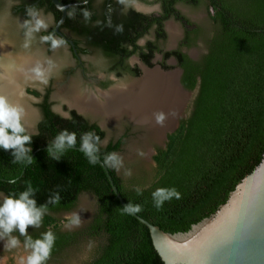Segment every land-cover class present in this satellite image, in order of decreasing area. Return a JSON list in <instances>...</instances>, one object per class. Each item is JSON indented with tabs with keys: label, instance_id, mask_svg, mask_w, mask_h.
<instances>
[{
	"label": "trees",
	"instance_id": "trees-1",
	"mask_svg": "<svg viewBox=\"0 0 264 264\" xmlns=\"http://www.w3.org/2000/svg\"><path fill=\"white\" fill-rule=\"evenodd\" d=\"M160 1L163 12L159 16L130 10L111 23L101 18L102 22L91 28L83 20L72 30L103 56L111 58L109 68L134 75L139 74V69L126 66V57L137 53L150 67L153 53L161 51L155 42L148 41L144 46L135 43L151 25H156L157 38L164 37L163 20L171 16L188 25L183 44L190 46L197 37L204 39L206 52L198 60L179 49L164 52V58L176 57L182 69L181 85L196 92L188 114L167 134L165 145L155 149L152 181L143 186H127L115 169L107 167L126 204L140 205L139 216L165 232L175 233L187 231L204 217L264 140V0H205L214 24L211 36H206L173 6L176 1L197 5L203 0ZM75 8L73 5L68 10ZM48 10L57 21L60 11L52 3ZM42 34L52 35V28ZM160 66L171 68L163 62ZM47 96L38 103L41 116L36 131L31 133L32 163L13 164L11 151L0 149V193H19L30 181L37 189L38 206L54 192L60 193V203L48 205L42 226L28 228L33 239L49 229L54 232L55 246L46 264L83 237L102 240L92 258L81 264H164L154 249L148 228L134 216L122 213L123 206L102 166L90 164L79 151L81 133L93 130L103 141L104 130L75 110H69L71 119L63 118L51 110ZM65 128L77 133V146L68 149L60 160L52 159L48 155L49 142ZM124 142L122 137L109 139L101 147V161L107 153H118ZM11 179H16V183H9ZM137 187L142 194H137ZM158 188H175L181 198L165 200L157 209L152 193ZM84 192L95 198L94 214L80 229L62 230L52 213L72 209ZM19 239L23 243L24 237Z\"/></svg>",
	"mask_w": 264,
	"mask_h": 264
},
{
	"label": "water",
	"instance_id": "water-1",
	"mask_svg": "<svg viewBox=\"0 0 264 264\" xmlns=\"http://www.w3.org/2000/svg\"><path fill=\"white\" fill-rule=\"evenodd\" d=\"M51 1L61 12L60 18L55 23V31H58V26L64 21L68 6L87 2V0L71 3H62L59 0ZM0 42L6 44L12 53L15 52L10 39L4 36L3 31H0ZM22 54L30 55V53ZM141 67L142 71L138 77H129L125 81L116 82L101 93L119 85L138 81L145 70L157 68L163 73L171 72H165L158 66L149 67L141 64ZM173 72H175L179 89L184 92V88L179 81L180 70H174ZM26 81L29 82L30 79ZM22 83H19L18 89L25 101V94L22 95ZM67 108L74 109L77 113L88 116L91 120L98 119L101 127L105 128L108 125V123H103L104 120L101 115L97 116L90 112L80 111L68 103ZM181 111L182 108L178 111L174 124L170 128L162 130L160 138L158 137L157 140H162L161 138L166 140L167 134L177 128ZM63 115L67 116V112L64 111ZM124 119L131 120L135 126H138L137 122L126 114L120 116L112 123H117ZM22 123L27 128L23 117ZM27 130L32 132L30 129ZM147 155L144 157H147ZM99 164L104 169L111 189L121 205H127L117 191L107 167L104 166L101 160ZM132 216L148 228L154 249L164 264H264V140L255 155L211 206L204 217L192 224L187 231L165 232L137 213Z\"/></svg>",
	"mask_w": 264,
	"mask_h": 264
},
{
	"label": "rangeland",
	"instance_id": "rangeland-1",
	"mask_svg": "<svg viewBox=\"0 0 264 264\" xmlns=\"http://www.w3.org/2000/svg\"><path fill=\"white\" fill-rule=\"evenodd\" d=\"M1 1V0H0ZM12 0H5L0 2V31H3V34L6 38H9L12 44V48L14 51H20L25 53L38 52L37 56H43L44 62L47 64L49 68L51 66V72L45 75L47 79V83H44L42 80L43 86L48 87L51 91L50 98L51 104L54 109L59 114L63 115V111L66 110L64 104H67L66 100L62 97V95L56 94L58 89L62 87V84H58L61 82L65 76V70L68 69L69 66L74 65V60L72 59L70 52L66 45L60 44V46L53 48L51 43L45 42L42 37L39 36V32H32L31 35H28V28L24 29V22L20 17L15 16L11 11V7L13 6ZM178 8L188 16L192 17L194 21L198 22L199 27L206 35H210L212 33V25L206 15L204 4L199 5L197 7H191L184 3H178ZM39 16V15H38ZM40 18V17H39ZM49 20V25L53 24L50 17H47ZM196 19V20H195ZM166 24L167 31H171L174 36H178L181 33L180 23L173 20L172 18L168 19ZM170 33V32H169ZM152 35V31L146 33V35L140 39V42L144 41L147 38H150ZM57 39V38H56ZM198 45H193L192 50H201L202 45L204 46V41L202 42V37H199ZM58 40V39H57ZM204 40V39H203ZM171 40L168 41V44ZM166 43V42H165ZM27 45V46H26ZM18 52V53H20ZM27 55V54H26ZM94 56V55H93ZM96 58V57H95ZM85 60L86 67L88 68V72L91 70L101 71L96 65L89 66L92 57L85 56L82 58ZM95 63V61H93ZM154 67L158 66L157 58L153 59L152 62ZM159 67V66H158ZM94 68V69H93ZM172 73L175 68L169 69ZM77 72V71H76ZM75 72V73H76ZM73 74L71 78L76 77L79 81L84 84H88L87 80H82V77L79 76V72ZM77 75V76H76ZM127 77V76H126ZM118 78L114 82H121L127 80L129 77ZM114 78V77H113ZM68 79V80H69ZM67 80V81H68ZM25 83H29L25 81ZM24 83V84H25ZM23 84V83H22ZM81 84V83H80ZM82 85V84H81ZM32 86V85H31ZM27 87V86H26ZM25 86H23L22 94L27 93L25 91ZM59 92V91H58ZM196 90L187 91L184 90L183 93L186 94V100L182 107V111L180 113V118H184L188 111L190 110V104L194 97ZM32 99L24 101V107L28 109L29 118L28 120L25 117V122L27 125V129L32 130L34 132V125L36 123V109L31 103ZM63 106V107H62ZM96 112V111H95ZM90 113H93L90 112ZM95 114V113H93ZM97 116L99 114H96ZM103 120L105 116L100 114ZM64 116V115H63ZM97 116H95L97 118ZM101 121V118H100ZM105 121V120H104ZM136 122V121H135ZM114 123L106 126V137H109L111 133L118 131L116 125L113 126ZM121 124V123H120ZM138 126H133L131 131L128 132L127 138L124 139V145H122L120 151L118 152L124 160V167L120 169V171H116L117 175L121 178L122 182L127 186H143L152 181V176L154 175V162L152 159L153 154L155 153L156 147H163L165 145L166 140L161 138L162 140L155 139L153 133H148L146 127L142 124L140 125L137 122ZM130 128V127H129ZM134 136H145L143 139H137ZM158 138V137H157ZM105 140V139H104ZM103 140V141H104ZM109 139H107L108 141ZM138 150H142L147 157H141L138 155ZM150 152V153H149ZM127 169H131V175H125V171ZM143 171L146 174H139ZM146 178L144 179V177ZM96 209V201L95 198L90 193H81L78 197V200L75 206L68 211H59L56 213H52L53 216H56L59 219L60 228L62 230L74 231L83 227L92 217L94 211ZM72 213H78L81 217V224L79 227H73L71 229L65 227L67 221V217ZM102 239L100 237H83L70 247L66 248L62 252H60L55 258L52 259L50 264H81L82 262L92 258V256L96 253L97 245L100 243ZM5 242L0 240V264H20L21 258H26L29 254L27 250H25L23 243H20L18 248L5 250Z\"/></svg>",
	"mask_w": 264,
	"mask_h": 264
},
{
	"label": "clouds",
	"instance_id": "clouds-1",
	"mask_svg": "<svg viewBox=\"0 0 264 264\" xmlns=\"http://www.w3.org/2000/svg\"><path fill=\"white\" fill-rule=\"evenodd\" d=\"M27 14L31 20L24 21V27L28 28V35L32 32H39L41 29H47V24L40 19L32 9L27 10ZM31 25V26H30ZM122 30V29H121ZM45 41H51L53 48L60 46L63 41L57 40L53 35L42 37ZM27 46V45H26ZM36 78H45L46 72H51V66L45 70L37 65L32 69ZM23 108L19 104L12 103L7 96L0 94V149L11 151L13 164H31L32 153V134L28 132L26 126L22 123ZM169 116L175 117L176 113H165L158 111L153 113L156 124L164 126ZM63 118L71 119L70 116ZM107 139L101 140V137L93 130H89L80 134L79 151L84 154L88 162L92 165L100 163L101 147L106 145ZM77 146V133L69 129H61L59 133L49 142L48 155L55 160L68 150ZM138 155L143 157L145 153L138 150ZM103 164L106 167L120 171L124 167L123 157L117 152H110L104 155ZM131 169L125 171V175L130 176ZM9 183L15 184L16 179L9 180ZM37 189L32 183L27 182L25 190L19 193H0V240L5 242V250L18 248L20 246L19 237H24L23 246L28 251L26 258H21L20 264H46L50 259L52 250L55 246L56 236L49 229L41 233L40 237L33 239L29 235L28 228H40L43 224V217L48 212V205H58L61 200L59 191L50 195L44 204L38 206L35 199ZM137 194H142L139 187L136 188ZM153 201L157 209L161 208L165 200L175 197L181 198V194L175 188H158L152 193ZM141 211L140 205L128 203L122 207V213L136 214ZM65 227L71 229L79 227L81 217L78 213H72L67 218ZM18 232L19 236L13 235Z\"/></svg>",
	"mask_w": 264,
	"mask_h": 264
},
{
	"label": "flooded vegetation",
	"instance_id": "flooded-vegetation-1",
	"mask_svg": "<svg viewBox=\"0 0 264 264\" xmlns=\"http://www.w3.org/2000/svg\"><path fill=\"white\" fill-rule=\"evenodd\" d=\"M3 1H5V0H1L0 2H3ZM12 1L14 4L11 7V11L14 13L15 16L20 17L23 22L25 20H31V17H29L27 14L28 9H32V11L34 13L39 15L38 17H40V19H43L45 21V23L47 24V29L46 30L41 29L39 31L40 37H45L42 33L46 32V31H50L52 28V35L54 36V38H57L58 40L63 41L62 44L67 46V48L70 52V55H71L72 59L74 60V65L69 66L68 69L65 70L66 76L58 84H62L63 88L67 87V86L75 85V86H77L78 89H80V91H82L83 93H86L88 95L89 94H96L97 95L98 91L103 92L104 90L109 88V86H112V84L114 83V82H110L112 80L115 81L118 78H123L126 76L131 77V78L138 77L142 71L141 64H144V65H146V64L143 62V60L140 58V56L137 53H135V54H132V55L126 57L124 59V63L129 68H132V69L135 67L138 68L139 69L138 75H134L133 73H130L126 70H123L120 72V71H118V69H120V68H118V69L109 68V61L111 60V58H107V57L103 56L95 47H93L89 43V41L86 38L82 37L81 35H79L77 33H74L75 31H73L72 29H74L75 26H78L79 23L82 22L83 20H87L88 26L91 28L95 27L96 25H99V23L102 22L101 18H104L107 23H111V21L114 18H119V16L121 14H128V12L130 10H134L135 12H138L141 14L154 15V16H159L163 12V8H162V4H161L160 0H87V2L84 4L83 3L82 4H71L70 6H68L66 15L70 14L69 18L67 19L65 16L64 21L58 26V31H55L54 28H55L56 21L54 19V14L52 11L48 10L49 4L52 3L51 0H12ZM59 1L62 3H71V2H76V1L80 2V1H85V0H59ZM178 3H184V4H187L188 6H191V7H197L199 5L204 4L205 11L207 13L206 15L208 16V19L211 22V25L213 27L214 24L210 18V12L211 11L207 9V3L205 0H203L202 2H200L197 5H192L189 3H185L183 1H176L173 5L176 10H179V12L182 13L195 26H199L198 22L194 21L192 17L183 13L178 8ZM73 5L76 6V8L73 9L72 11H69L68 9ZM60 16H61V14H60ZM47 17L51 18V21L53 24H51V25L48 24L49 20ZM87 17H88V19H87ZM170 18H172L173 20L180 23L181 33L177 37L174 36V34L171 31H167L165 23ZM185 26L188 27V25H186V24L182 23L181 21H178L175 18L170 16L169 18H166L165 20H163V30L165 33L164 37L157 38V36H156V25L153 24L149 27V30H148V32L152 31V35L150 38H147L144 41L140 42V39L146 35V34H144L135 40V43L139 46H144L148 41L155 42L157 44V46L161 49V51H155L153 53V55L151 57V63L153 62L154 58H157V63H158L159 68L164 70L165 72L170 71L169 69H171V68H175V71L179 69L180 70L179 81H180L182 69H181V67L178 66L176 57L174 55H170V56H167L164 58V52L179 49V50H181V52L187 54V56L193 60H198L200 58V56L206 52V45L205 44H204V46L202 45V48L200 51L199 50H192V48H191V47H193V45H198V42H199L198 38L199 37H197L194 44H192L190 46L183 44V39L185 37ZM24 29H26V27H24ZM210 36H211V34H210ZM169 40H171V42L168 44ZM203 41L204 40L202 39V42ZM45 42H46V44L48 43L47 41H45ZM50 43H51V41H50ZM16 52H18V51H15V53ZM37 53L38 52H32V53H30V55H33V56L36 55L37 56ZM86 55L87 56L90 55V57H92V60L95 61V63L93 61H90L89 66L96 65L98 68L101 69V71L91 70L88 72L89 67L85 66L86 62H85V60L82 59ZM40 58L43 59V57H41V56H40ZM162 62L168 66H171V68H167V69L162 68L160 66V63H162ZM46 66H47V64H46ZM151 67H153V65ZM75 72L76 73L79 72V76L82 77L83 81L87 80L88 84L82 83L76 77L69 79L70 77H72V75ZM118 72H120V73H118ZM48 73L49 72H46L45 75H47ZM42 80L43 79H39V80L38 79H35V80L32 79V80H30L29 83L23 82V86H25L24 89H25V91H27V93H24L26 100L29 101L30 99H32L31 103L33 104V106L37 112L36 123L41 116L40 109L38 107V103L43 101L45 94H48L47 102H51V98H50L51 91L49 90L48 87L43 86ZM104 83H106V84H104ZM59 90H60V88L58 89V91ZM184 90L192 91V90H189L186 88H184ZM32 91H36L37 94H34ZM58 91L56 94H58ZM64 100H66V99H64ZM66 102L68 103L67 100H66ZM63 104H64V107H66L65 111L67 112V116H69V110H74V109H68L67 104H65V103H63ZM50 107H51V110L58 113L56 111L58 109L55 110L54 107H52V104ZM85 117L88 118V120L90 122L96 123L102 130H104L105 136L103 139H115L116 140V139H120L121 137H122V139H126L128 132L131 131V128L134 126V124L131 120H127V119L121 120V121L113 124V126L116 125V127H120V128H118V131L114 132L113 134L111 133L110 135H108L109 137H106V135H107L106 130H105L106 127L105 128L101 127L98 119L91 120L88 116H85ZM36 123L34 125V128H35L34 132L36 131ZM111 124L112 123H110V125ZM34 132H29V133H34ZM148 133H149V131H148ZM124 134H126V136H123ZM134 137L137 139H143L145 136H143V137L142 136H138V137L134 136Z\"/></svg>",
	"mask_w": 264,
	"mask_h": 264
},
{
	"label": "bare ground",
	"instance_id": "bare-ground-1",
	"mask_svg": "<svg viewBox=\"0 0 264 264\" xmlns=\"http://www.w3.org/2000/svg\"><path fill=\"white\" fill-rule=\"evenodd\" d=\"M22 53H12L6 44L0 42V94L7 96L12 103L22 106V117L25 121V117L27 120L29 118V110L24 107V100L18 89L19 83L27 79H38L32 71L37 65L45 70L48 67L44 58ZM58 94L80 111L94 110L103 114V123L115 122L126 114L145 126L155 139L160 138L162 130L174 124L178 111L187 98L179 89L175 74L162 73L157 68L145 70L134 83L119 85L104 93L98 92L97 95L83 93L75 85L62 87ZM158 111L175 112L176 116H169L164 126H160L153 118V113Z\"/></svg>",
	"mask_w": 264,
	"mask_h": 264
},
{
	"label": "crops",
	"instance_id": "crops-1",
	"mask_svg": "<svg viewBox=\"0 0 264 264\" xmlns=\"http://www.w3.org/2000/svg\"><path fill=\"white\" fill-rule=\"evenodd\" d=\"M83 111H84V110H83ZM92 111H94V110H89V111L87 110V111H85V112H92ZM94 112H95V111H94ZM94 112H93V113H94ZM95 113L100 115L99 112H95Z\"/></svg>",
	"mask_w": 264,
	"mask_h": 264
}]
</instances>
